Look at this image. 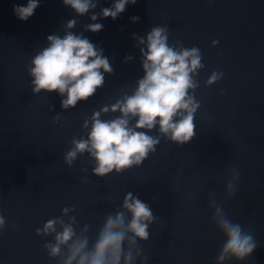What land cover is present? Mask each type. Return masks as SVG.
<instances>
[{"label": "clouds", "instance_id": "obj_1", "mask_svg": "<svg viewBox=\"0 0 264 264\" xmlns=\"http://www.w3.org/2000/svg\"><path fill=\"white\" fill-rule=\"evenodd\" d=\"M40 0H28L26 6H14V13L21 21H27L39 7ZM100 0H63L76 16L91 13L93 23L85 24L84 31L97 33L103 30L104 18L118 19L129 4L137 0H115L110 8H97ZM138 16L131 21H139ZM76 19L64 25L63 36H47V46L32 58L27 71L31 79V92L58 93L64 110L75 108L78 102L88 101L105 84V74H113L114 69L103 49L92 43L83 33L76 34ZM139 48L143 76L135 82V87L123 92L114 103L94 110L84 120L82 128L85 136L74 137L71 147L64 153L63 160L72 167L78 156L85 153L94 162L92 174L103 178L113 172H123L142 165L148 156L155 153L161 138L182 146L196 136L195 115L201 107L195 98L199 82L196 79L201 69L203 57L198 47L186 48L181 41L169 44L168 26H154L145 36L132 34ZM218 40L212 41L215 47ZM126 55L124 62L133 60ZM223 72H212L206 86L216 84L223 78ZM109 113L119 115L103 119ZM61 120L60 113L53 117L54 123ZM155 130L158 134L149 133ZM81 171L87 173L88 169ZM225 183V197L231 199L240 179L239 168L228 169ZM87 180V176L84 177ZM157 197H153L156 200ZM209 207L213 210L210 219L216 229L223 234L225 242L216 257V264H226L234 260L237 264L245 261L257 248L258 243L250 231H245L240 223H234L226 214L222 204H217L215 193L209 194ZM75 206L64 207L61 215L49 218L36 235L52 236L43 247L50 258H59L58 264H147L148 257L139 247L138 241H148L149 227L160 217L155 216L149 204L138 195L126 193L121 208L108 214L95 240L88 233L89 225L77 232ZM67 217V219H65ZM7 226L5 216L0 213V232ZM12 227H16L15 224Z\"/></svg>", "mask_w": 264, "mask_h": 264}]
</instances>
